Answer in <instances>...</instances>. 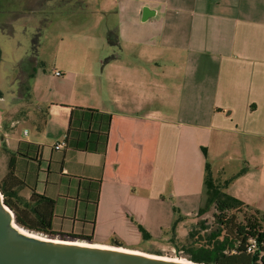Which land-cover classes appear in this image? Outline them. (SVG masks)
<instances>
[{"label": "crops", "instance_id": "crops-1", "mask_svg": "<svg viewBox=\"0 0 264 264\" xmlns=\"http://www.w3.org/2000/svg\"><path fill=\"white\" fill-rule=\"evenodd\" d=\"M121 2L132 20L119 25L111 44L143 45L134 53L86 50L82 57L95 66L76 70L78 97L74 92V99L47 105L42 133L31 132L29 140L7 138L6 130L0 135L7 159L8 151L20 152L14 158L25 183L19 194L28 198L34 188L52 198L53 224L61 231H78L96 213L93 236L96 225L108 236L138 235L133 216L145 221L150 204L167 202L169 194L193 212L202 200L205 159L217 156L210 167L222 175L231 144L245 167L224 191L264 211V0ZM159 59L176 71L177 95L170 100L158 79L165 74ZM52 73L63 75L56 67ZM60 141L64 146L55 150Z\"/></svg>", "mask_w": 264, "mask_h": 264}, {"label": "rangeland", "instance_id": "rangeland-1", "mask_svg": "<svg viewBox=\"0 0 264 264\" xmlns=\"http://www.w3.org/2000/svg\"><path fill=\"white\" fill-rule=\"evenodd\" d=\"M33 7L35 10L30 12ZM126 9L121 0H0V135L6 130L7 138L29 140L31 132L42 133L43 131L39 130L48 118L47 105L68 101L70 94L74 99L72 96L74 92L78 97L79 91H75L77 89L75 82H80L81 79L77 77L76 70L83 64L84 67L95 66L92 60L82 57L86 50L90 52V56L100 50L104 53L108 49L124 50L127 53L138 50L143 44H128L123 41L120 43L121 49L118 45L114 47L111 44L113 37H119V25L129 24L132 20L131 12ZM141 19L143 20V16ZM121 30L124 31L122 33L124 36L130 34L129 27H121ZM136 30L139 31L140 27L138 26ZM33 45L36 46L38 60L35 69L37 75L27 81L19 80L20 62L31 53ZM126 46L128 49L123 48ZM144 47L148 46L144 44ZM111 54H107L108 57L105 59ZM127 60L135 61L139 67L148 68L149 71L153 66L141 62L138 58H127ZM157 63L165 71V74L158 78L165 87L163 95L165 99H173L177 95L176 91L171 90L173 82L175 84L177 80L176 71L172 70V64L166 59H159ZM53 67L61 69L63 75L54 76ZM72 83L73 87L70 90ZM154 102V106L159 108L156 105L157 101ZM160 107L164 110L163 104ZM165 112L170 115L173 110L165 108ZM13 120L16 122L11 125ZM38 123L40 126H36ZM4 145L5 141L2 143L0 139V178L5 173L7 165ZM232 148L230 144L225 156L227 158L222 160L226 170L222 172L221 180L223 174L224 179L232 176L235 178L236 174L245 167L242 160L239 159L240 164L237 163L238 158L232 154ZM199 152L204 158L202 149ZM216 158L217 156L211 155L207 160L205 159V162L213 165ZM212 174L217 176L215 170ZM225 187L223 190L226 189ZM198 189L202 192V200L190 214L184 212L185 206L177 203V200L171 198L169 194L166 196L167 202L150 204L149 211L143 213L145 221L133 216L135 224L145 226L149 237H142L137 227L135 230L139 232L138 235L126 232L117 236H108L103 227L99 228L96 225L92 241L111 244V239L115 238L122 242L121 247L172 259L190 260L188 248L198 244L195 241L197 236H189V231L196 228L199 220L204 219L211 224L212 213L215 212L213 207L203 214L197 212L204 203V186L200 185ZM20 192L26 194L27 191L21 189ZM197 201L199 202L200 199H196V206ZM95 217L96 213L92 214L91 218L98 223ZM111 220L112 218L109 219L110 223Z\"/></svg>", "mask_w": 264, "mask_h": 264}, {"label": "trees", "instance_id": "trees-1", "mask_svg": "<svg viewBox=\"0 0 264 264\" xmlns=\"http://www.w3.org/2000/svg\"><path fill=\"white\" fill-rule=\"evenodd\" d=\"M34 44V43H33ZM19 80L27 81L34 76L38 60L36 46L21 62ZM27 66L24 68V66ZM40 64V63H39ZM29 87V84H28ZM27 144V142L25 143ZM204 156L206 148L201 147ZM9 152L6 171L0 178V193L4 203L14 212L16 222L30 230L43 233L50 237L61 239L93 240L94 221L87 222L90 228H84L86 222H81L78 231L64 232L56 229L53 224L54 200L37 193L34 188L25 198L19 194L20 187L25 183L14 172L15 155L19 150ZM23 155H27L24 152ZM244 168L237 173L240 175ZM234 176L221 180V172L215 177L210 164H204L203 205L198 213L203 214L213 207V222L199 220L196 228L189 231V236H197V246L188 248L189 259L206 264H264V211L252 207L243 200L229 195L223 190ZM142 237H149V233L141 224H136ZM111 244L120 246V240L112 238Z\"/></svg>", "mask_w": 264, "mask_h": 264}, {"label": "water", "instance_id": "water-1", "mask_svg": "<svg viewBox=\"0 0 264 264\" xmlns=\"http://www.w3.org/2000/svg\"><path fill=\"white\" fill-rule=\"evenodd\" d=\"M12 222L24 232L16 230ZM72 240L75 239L50 237L19 225L0 193V264H206L188 259L187 262L162 259L146 252L78 245L70 243Z\"/></svg>", "mask_w": 264, "mask_h": 264}, {"label": "bare ground", "instance_id": "bare-ground-1", "mask_svg": "<svg viewBox=\"0 0 264 264\" xmlns=\"http://www.w3.org/2000/svg\"><path fill=\"white\" fill-rule=\"evenodd\" d=\"M11 225L16 230H18L20 232H24V230L20 226L16 225L14 222H12ZM70 243H74V244H78V245H88V246H93V247H97V248L118 249V250L135 252V253L142 252V251H139V250L128 249V248L121 247V246L115 247V245H111V244H107V243H97V242H89V243H87V242L79 241L77 239L72 240ZM144 254L150 255L152 257H158V258L168 259V260L177 261V262H187V259H182V258L181 259H172V258H167V257H164V256L152 255L150 253H144Z\"/></svg>", "mask_w": 264, "mask_h": 264}, {"label": "built area", "instance_id": "built-area-1", "mask_svg": "<svg viewBox=\"0 0 264 264\" xmlns=\"http://www.w3.org/2000/svg\"><path fill=\"white\" fill-rule=\"evenodd\" d=\"M54 74H55V75H59L60 72H59V71H55ZM64 144H65V142H63V141L57 142V143H55V144L53 145V148H54L55 150L61 149V148L64 146Z\"/></svg>", "mask_w": 264, "mask_h": 264}]
</instances>
